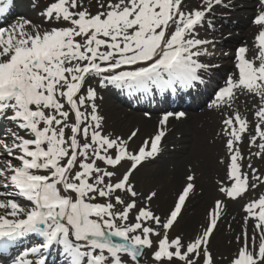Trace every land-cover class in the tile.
<instances>
[{
	"label": "snow or ice",
	"instance_id": "obj_1",
	"mask_svg": "<svg viewBox=\"0 0 264 264\" xmlns=\"http://www.w3.org/2000/svg\"><path fill=\"white\" fill-rule=\"evenodd\" d=\"M96 3L92 13L85 0H56L40 13L42 24L27 18L0 24V261L57 264L49 261L55 251L62 264H264V194L244 205L236 248L218 260L211 238L224 200L215 201L206 226L186 239L170 231L196 190L195 174L187 175L166 213L152 207L156 191L144 196L133 183L162 153L170 117L185 112H166L157 131L132 148L140 130L126 138L106 132L97 103L110 86L150 96L154 89L204 84L219 65L203 61L214 55L208 46L215 41L200 38L199 29L214 27L208 16L223 0ZM16 8L17 0H0V20L9 23ZM259 8L256 54L249 58L246 45L236 49L235 70L210 105L229 110L223 120L228 183L218 190L231 200L264 185V171L250 160V171L243 170L239 147L247 133L259 149L252 155L264 160V0ZM240 95L254 101V134L233 109Z\"/></svg>",
	"mask_w": 264,
	"mask_h": 264
},
{
	"label": "rangeland",
	"instance_id": "obj_2",
	"mask_svg": "<svg viewBox=\"0 0 264 264\" xmlns=\"http://www.w3.org/2000/svg\"><path fill=\"white\" fill-rule=\"evenodd\" d=\"M38 5L36 7L37 12L36 13H41L43 10H45L50 3H45L44 1L46 0H37ZM193 1V6L196 4L200 3V0H192ZM28 2V1H27ZM26 2V3H27ZM53 2V1H52ZM238 2V0H229L223 5L220 6L223 7L224 9H236L241 14H245L251 10L247 9L250 6H248L249 0H244L243 4H246L247 8H243L241 5H235L232 6V3ZM242 2V1H241ZM32 3L28 4V6H31ZM85 6L89 8V11L92 13L97 12L98 6L96 3V0H85ZM252 6H255V4L252 2ZM222 9V8H221ZM257 13L254 14V17ZM222 15H228L232 16V13L229 14H223ZM213 22L215 21L214 18H211ZM251 24H248L245 26V28L242 29H237L233 28V32L231 31L230 35L223 36V37H213L212 33L211 34H206V30L201 29L199 36L202 39H207V40H212L215 41V47H209V52H214V55L207 56L203 58V61L213 64V65H218L215 64L216 61H219V63H224L230 65L232 63V60L234 59V53L236 48H238L241 44L237 45L236 47L232 48L230 51L231 52H222L221 48V43L226 40L229 36L241 33L243 34V37L245 38V34H247ZM217 28L219 29L220 26L218 25ZM247 30V31H246ZM230 38V37H229ZM227 53V55H225ZM221 54L222 58L217 57L218 55ZM231 54V55H228ZM229 57V58H227ZM223 82H219V85L222 84ZM107 89L100 90V95L103 97V100H98L97 103L100 105V112L101 114L105 117V131L106 132H111L113 135H120L122 137H127L131 132V125H127L130 123H126L125 125H122L124 120L122 119V115L116 116L113 115L112 109H114L117 105V108L123 109V111L126 112V114L131 113V109L127 106H124L123 104L116 103L111 104L108 106H105L108 98V93ZM241 96V95H240ZM239 96V97H240ZM239 100V98H238ZM208 109V107H206ZM103 110V112H102ZM244 110V109H243ZM255 107L250 110L251 116H254V123L252 124V121H250V126H249V132L254 134V128H255ZM192 113V112H191ZM244 115H246V111L244 110ZM140 114V113H139ZM227 117V116H226ZM224 117V119L226 118ZM247 117V116H246ZM223 119V120H224ZM249 120V119H248ZM126 122V121H125ZM168 128V133L172 136V131L177 130V125L174 123H170L167 125ZM180 131H176L174 134L176 135V138L169 137L171 138L170 140L173 141V145L169 144L168 147H174L176 141L179 142L180 137L182 135L179 133ZM228 137L226 136L220 144L217 145V147L213 144L210 143L211 146V151L207 155L208 158H203V159H188L184 161H170L167 162L166 164H163V167L155 174V176L148 180L146 183L143 185H140L138 187L137 183L136 188L139 192H141L144 196L150 194L151 191H156L158 195L162 193L166 200L167 207H163L164 209L161 211L160 207L157 204V199L155 198L152 202V207L158 211V213H166L169 208L172 207V205L175 203L178 194L182 191V188L184 187L186 183V177L190 173H194L196 176V190L194 194H191L189 197V200L186 202L185 208L182 212L181 218L178 220V222L175 224L174 228L170 231V236H175L177 234L183 235L186 239H190L197 235L199 231L202 230L203 226H206L208 216L212 208L214 207V203L217 199H221L225 201V207L223 210V213L221 214V222L220 225H218V229L215 232V234L212 236L211 239V250L213 251L215 256H220V257H226L230 258L231 254L234 252L236 248V244L234 241V238L238 235L241 234L243 226H244V220L243 217L245 216V212L243 211V207L246 203H248L252 199L258 198L261 194H264V185L258 187L255 190H251L249 193L246 194L245 198L243 199H237V200H231L227 199L224 197L222 193L219 192V187L222 185L223 178L228 177V151L225 147L226 141ZM249 139L250 137L248 134H245V139L243 140L242 143L239 144L240 150L242 155L245 157L244 159V165L245 168L243 169L244 171H250L247 169L246 165L249 163V160L252 164V166L260 171H264V160H261L259 157L252 155V153H255L259 151L255 146L249 144ZM10 142V139H9ZM142 143H140L138 146H140ZM137 146V147H138ZM135 146V148H137ZM166 150V149H165ZM221 161H224L221 163ZM158 162L153 164H149L147 167L141 169V171H145L148 168L158 166ZM158 167V168H160ZM140 171V172H141ZM228 183V179H227ZM168 193V194H167ZM167 194V195H166ZM170 199V200H169ZM168 203V204H167ZM196 217V221L200 222L201 226L198 227V231H194L193 233L186 235L183 232V225L187 220H193ZM237 217L240 218V221H243V224H237L235 227H233V222L237 219ZM252 225L251 221L248 223V230L249 233H251ZM57 252H55L54 255H56ZM145 260H147V257H145Z\"/></svg>",
	"mask_w": 264,
	"mask_h": 264
},
{
	"label": "bare ground",
	"instance_id": "obj_3",
	"mask_svg": "<svg viewBox=\"0 0 264 264\" xmlns=\"http://www.w3.org/2000/svg\"><path fill=\"white\" fill-rule=\"evenodd\" d=\"M34 2L35 0H32V3ZM189 3L193 5V2L191 0H189ZM258 3L259 2H257L256 7H251L252 0H249L248 6H250V8H247L246 4H243V2L234 3V5H241L243 6V8L246 7L251 11L245 14H241L236 10H228L233 15H222L220 17H217L216 28L210 30L208 26L205 27L207 30L209 29L211 33L213 32L215 34L214 36H222L223 34L225 35V33H230L232 31V28H237L240 30L242 28H245V26H247L248 24H251L245 38H243V34L238 33L230 36L229 39H226L221 44L222 52H228L230 48H233L234 46L243 43V46L246 45L249 48L250 53L248 56L250 58L256 54L257 49L255 47V37L258 34L260 28L259 26L255 25L252 20L254 12L258 9L261 10L259 8ZM35 4L36 3H34V7L29 6L27 7V9L24 8L22 14L27 19L32 20L34 24H42L43 17L39 13H36L37 10ZM218 25L220 26L219 29L217 28ZM219 56L221 57V54ZM228 66L229 65H221L220 67H218V69L214 68L210 73L208 79H222L224 76L231 74L235 69L230 68ZM115 102L136 110L133 111L132 114L129 112L128 114H126L123 109L117 108V105L114 109L111 110L115 117L122 115V119L124 120L122 125H125L128 122L130 124L127 125L132 126V131L136 129L140 130L137 137H135L134 141L132 142V148H135V146L137 147L140 143H142L143 140L147 139L157 131L159 127V120L161 119L159 116L156 115V112L158 111H154L153 114L150 116H144L142 114H139L140 111H142L144 108L141 106V104L136 102L135 98L131 99L130 95L124 90L111 87V89H109L107 102L104 105L108 106L110 105L109 103L115 105ZM203 106L204 105L201 104L200 106L193 108L192 111L198 114H192L191 116H187L184 121L177 120L174 118L172 123L177 125V130L172 131V136L170 135V133H168L163 139L161 144L163 148L162 153L154 160L147 162L143 167L139 169V171L134 174V177L132 178L134 184L137 183L138 187H140V185H143L148 180L152 179L155 174L161 169L160 166L163 167V164H166L167 162L208 158L207 155L211 151L210 143L217 147V145L220 144L222 140L226 137L223 133V119L229 114V110H226L225 108L217 109L211 107L210 109H208V111H206L204 110ZM253 108L254 101H252L250 97H246L243 95L239 97V100H236L233 106V109H239V111L243 115L245 114V110V116H247V119H249V121H252V124L254 123V116H251L252 111L250 112V110H252ZM178 130L180 131L179 133L182 135L179 140H182L179 142L176 141L174 147H168L169 144L173 145V141L170 140V137L176 138V135L174 133ZM153 162H158V166L148 168L144 172L141 171V169L143 170V168L147 167L150 163L153 164ZM222 180V183H227L226 177ZM163 196L164 195L160 193L156 198L157 204L160 206L158 208H160L161 211L164 209L163 207H167V205L165 206L166 200ZM237 224H243V221H240L239 217H237V219L233 222L232 225L233 227H235ZM197 226L201 225L200 222L196 221V217L192 221L187 220L182 227L184 234L189 235L194 231L197 232L199 230ZM216 257L218 260L221 259V257L218 255ZM221 264H226V261H221Z\"/></svg>",
	"mask_w": 264,
	"mask_h": 264
}]
</instances>
